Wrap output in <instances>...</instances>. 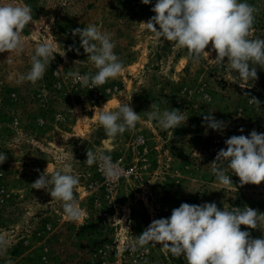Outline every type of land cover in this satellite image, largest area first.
Returning a JSON list of instances; mask_svg holds the SVG:
<instances>
[{
    "label": "rangeland",
    "instance_id": "374dc122",
    "mask_svg": "<svg viewBox=\"0 0 264 264\" xmlns=\"http://www.w3.org/2000/svg\"><path fill=\"white\" fill-rule=\"evenodd\" d=\"M8 2L30 5L33 19L23 30L24 52L0 53V153L7 156L0 164V237L7 241L0 264H175L160 244L133 245L152 220L170 217L181 203L264 213V182L240 186L228 169L233 184L226 186L210 164L229 137L264 133V68L256 65L258 79L244 81L211 60L215 52L193 63L187 49L158 40L140 23L155 15L156 0H0ZM246 2L258 9L249 38L264 39V0ZM89 24L112 34L124 65L118 77L90 89L68 75L95 74L72 35ZM45 42L55 58L43 79L17 84L31 68L35 46ZM128 96L142 123L108 148L97 108L116 110ZM153 103L180 110L186 123L161 129L147 116ZM207 114L225 122L223 131L206 127ZM88 149L110 155L117 177L107 178L99 163H84ZM65 164L80 181L75 195L85 215L79 222H69L60 201L31 185L43 172L66 171ZM241 230L264 238V224Z\"/></svg>",
    "mask_w": 264,
    "mask_h": 264
},
{
    "label": "clouds",
    "instance_id": "9594fccd",
    "mask_svg": "<svg viewBox=\"0 0 264 264\" xmlns=\"http://www.w3.org/2000/svg\"><path fill=\"white\" fill-rule=\"evenodd\" d=\"M141 2L149 5L151 0ZM151 11L155 15L140 23L158 40L171 42L177 49H187L193 63L198 64L203 55L209 58L215 52V59L211 60L217 65L226 64L228 70H235L244 81L258 79L255 66L264 68V39L249 38L258 9L246 0H156ZM32 19L30 5L0 3V53L19 55L24 52L22 34ZM72 35L79 36L80 47L96 69L95 74L81 75L78 70L68 72L74 82H80L88 89L99 88L121 74L124 65L114 53L111 33L101 32L96 25L89 24L83 29L72 30ZM209 45L211 50L206 51ZM53 50L50 43L37 44L30 57V70L20 74L16 83L28 81L35 84L43 79L46 68L55 58ZM75 51L79 55V49ZM131 100L132 96H128L116 110L104 106L97 108L98 123L106 135L103 142L106 147L111 148L118 135L142 123L140 114L131 107ZM249 103L257 107L261 104L256 97H250ZM150 109L148 119L157 122L163 130L176 129L188 119L178 109L161 111L157 103H153ZM203 120L206 127L214 131H223L225 127V122L216 120L212 114L205 115ZM225 144L226 149H220L210 163L219 183L233 184L231 176L226 174L228 169L239 177L240 186L264 182V133L252 130L248 136L233 135ZM86 157L84 163L88 166L99 163L107 178L114 179L119 174L110 155L88 149ZM6 160V154L0 153V164ZM225 162L226 168H221ZM64 169L66 171L56 170L50 175L43 172L31 185L60 201L69 222H79L85 215L75 195L79 177L72 174L70 164H65ZM261 224H264V213L248 206L243 209L232 207L229 211L218 208L215 202L201 205L181 203L172 210L170 217L152 220L136 236L133 250L152 243L160 244L163 250L174 256L183 255L187 264H264V238H252L250 231L241 230V226L259 229ZM6 246L7 241L0 237V252ZM7 264L13 262L9 259Z\"/></svg>",
    "mask_w": 264,
    "mask_h": 264
},
{
    "label": "trees",
    "instance_id": "16d2710c",
    "mask_svg": "<svg viewBox=\"0 0 264 264\" xmlns=\"http://www.w3.org/2000/svg\"><path fill=\"white\" fill-rule=\"evenodd\" d=\"M170 256H171V258L173 259V262H174L175 264H183V261H182V259H181L180 257L172 256V255H170Z\"/></svg>",
    "mask_w": 264,
    "mask_h": 264
}]
</instances>
